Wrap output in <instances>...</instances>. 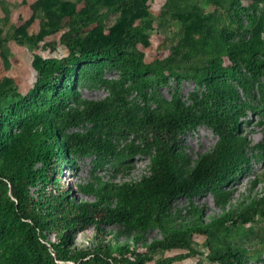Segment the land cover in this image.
Returning a JSON list of instances; mask_svg holds the SVG:
<instances>
[{"label": "rangeland", "instance_id": "1", "mask_svg": "<svg viewBox=\"0 0 264 264\" xmlns=\"http://www.w3.org/2000/svg\"><path fill=\"white\" fill-rule=\"evenodd\" d=\"M147 14L139 26L137 42L118 44L122 55L138 58L149 69L133 75L114 57L93 64L84 59L83 45L97 35H117L131 18L114 11L103 0H0V166L11 159L20 136H31L58 125L69 133L94 131L104 148L72 144L60 164L50 151L30 153L23 167L32 175L21 222L0 223V264H142L170 257L169 264H221L227 250L245 254L243 264H264V80L254 79L241 65L238 77L245 86L225 73L227 62L222 43L257 38L259 58L264 61V0H147ZM104 17L79 27L74 21ZM70 60L76 76L59 80L53 62ZM72 64V65H71ZM65 87L69 91H65ZM220 90L230 92L228 101ZM59 98V99H58ZM58 100L62 107L82 111L103 103L104 114L84 116L65 124L54 116ZM218 112L242 104L237 135L244 164L236 178L220 190L221 204L211 189L187 198L178 197L143 228L132 223L72 224L68 209L74 202H93L75 187L102 190L103 182H133L149 174L152 152L143 148V137L127 129V122L145 108L175 109L176 104ZM7 113L2 115V110ZM92 130V131H91ZM56 145L60 136H52ZM218 135L205 125L184 132L177 152V168L188 171L198 157L210 150ZM62 150L58 145L56 152ZM102 150V151H101ZM44 170L54 171L48 180ZM0 181V201L4 194ZM108 196V195H107ZM44 201L45 204L41 202ZM116 203L115 195L108 197ZM226 211L231 216L223 219ZM40 214L51 224L48 230L34 229L38 243L35 258L21 241V232L31 230L30 217ZM67 216L53 221V215ZM1 219V217H0ZM214 220V222H213ZM201 223L206 235L190 231L186 239L196 254L185 249L147 250L148 244L164 237L169 228L192 229ZM123 246L122 254L116 249ZM64 252L55 259L54 250ZM125 258L131 260L126 262Z\"/></svg>", "mask_w": 264, "mask_h": 264}, {"label": "trees", "instance_id": "2", "mask_svg": "<svg viewBox=\"0 0 264 264\" xmlns=\"http://www.w3.org/2000/svg\"><path fill=\"white\" fill-rule=\"evenodd\" d=\"M114 11H119L128 15L131 22L124 25L117 35H97L89 44L83 45L84 59L98 64L106 58L114 56L127 70L133 75L145 74L148 67L138 58L127 55L124 56L119 51L118 44L121 42H137L141 39L142 33L139 26H133L134 20L141 21V18L147 14V0H103ZM103 14H98L92 18L76 20L74 23L79 27H87L92 21L100 24ZM260 45L257 38L238 40L234 44L227 41L222 43V53L227 62L225 63V73L229 78L240 81L238 74L239 66H243L248 74L254 79L262 77L264 80V61L259 58ZM54 67L60 73L59 80L64 77L76 76L75 70H72L69 59H63L53 62ZM72 65V64H71ZM65 91H69L65 87ZM222 99L228 101L230 92L220 90ZM59 99V98H58ZM54 116L60 122L70 124L79 121L84 116L95 117L104 114L103 103L91 104L86 109L78 111L77 109L62 107L61 100H58ZM175 109H169L162 112L145 108L139 116L132 117L126 124L127 129L133 133H138L143 137V148L152 152V159L149 164V174L142 176L139 180L131 182H121L112 184L103 182L102 190L91 186L75 187L77 192L84 195L94 193L97 199L93 202H74L68 209L67 216L72 213V224L88 223H111L125 222L132 223L145 228L153 216L160 218V213L174 199L185 196L193 197L206 189L213 190L214 201L217 205L221 204L220 190L229 185L238 175L244 164L243 154L237 148L241 143L237 135L240 127V118L245 115L242 104L233 106L229 110L216 111L206 110L204 108L193 109L189 106L176 104ZM2 115L7 113V109L2 110ZM197 125H205L214 131L219 139L215 145L198 157L193 166L186 172H181L177 168V152L181 136L185 131L192 129ZM92 131V130H91ZM4 134V129L0 130V139ZM60 136L62 150L58 153L56 148L59 145L54 143L52 136ZM18 144L12 146V152L9 162L0 166V181L4 185L2 193L3 200L0 201V223L7 225V222H21L24 218L25 205L31 201L28 187L33 183V176L23 167L28 155L31 153L43 151L46 155L50 151L57 156L55 163L58 165L66 155L67 148L72 144L94 145L101 149L110 151V148H104L99 136L94 131L86 134L69 133L58 125L48 127L31 136H20ZM102 151V150H101ZM63 162V161H62ZM45 177L50 180L54 171L44 170ZM108 195V196H107ZM115 195L116 203L110 204L108 197ZM43 205L44 201L41 200ZM230 211L224 213L223 219L231 216ZM53 215L52 220L58 221L65 218ZM31 230L21 232V241L31 251L35 258L40 255L38 243L31 236L34 229L48 230L51 227L40 214L30 217ZM214 222V220H213ZM65 222V225L72 224ZM192 229L169 228L164 237L154 239L148 244L147 250L169 251L171 249H185L186 254H196L186 239L190 231L206 235L208 233L207 225L201 223L193 225ZM124 253L123 246L116 249ZM55 259L64 260V252L57 249ZM146 255L135 258L136 264H142L146 260ZM245 254L240 250H227L220 254L218 261L221 264H243ZM173 258L165 257L156 260L155 264H169ZM126 262H131L125 258ZM55 264L54 260H50Z\"/></svg>", "mask_w": 264, "mask_h": 264}]
</instances>
